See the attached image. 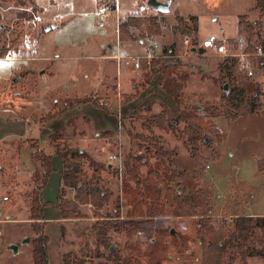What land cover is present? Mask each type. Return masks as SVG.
<instances>
[{
  "label": "rangeland",
  "instance_id": "1",
  "mask_svg": "<svg viewBox=\"0 0 264 264\" xmlns=\"http://www.w3.org/2000/svg\"><path fill=\"white\" fill-rule=\"evenodd\" d=\"M32 2L41 11L31 20L18 18L22 9L12 1L0 2V118L6 121L0 123V192L7 191L10 196L8 202L0 203V264H33L32 241L36 234L32 224L48 238V264H64L67 254H71V259L81 258L84 264H116L115 257H129L127 237L124 232L111 230L108 247L97 246L91 230L96 219L90 204L81 207L84 219L54 222L29 219L32 189L36 186L34 173L40 168L31 159L30 145L55 160L57 149L77 148L96 164L104 165V169L95 171L86 161L79 164L84 179L109 194V201L100 212L113 216L117 210L115 216L123 220L131 208L126 205L122 190L125 170L112 167L113 171H108L101 152L106 149L120 152L123 161L128 155L144 157L142 143L132 140L130 134L153 136L167 150L175 151L171 168L191 173L194 163L180 133L183 125H175L173 131L157 128L154 116L163 112L171 122L178 113L173 100L158 86L155 75L145 85L140 69L139 76L121 80L119 91L105 93L99 89L100 65L94 58H86L97 54V42L105 38L95 22L98 13L94 0ZM147 2L120 0L122 9L131 10L139 4L147 7ZM176 8L184 15L191 12L197 17L200 39L210 35L222 40L237 36V16L246 15L254 25V43L264 42V14H259L256 0H173V9ZM24 10L30 12L31 5ZM162 21L167 40H162L157 56L174 46L175 37L171 38L170 30L171 23L175 24L173 14L164 15ZM176 39L182 41V37ZM179 51L176 47L175 53L180 57L170 55L168 60L178 65L179 75H185L180 108L198 106L199 113L209 116L223 140L219 142L215 133L208 132L212 143L199 146L200 154L211 160L201 181L209 186L210 203L201 194V186L194 187L195 180L190 175L178 187L171 186L172 197L168 202L162 198L158 204L169 215L165 218L167 227L188 238V243L178 250L171 245V236H167V259L162 264H202L199 221L207 219L213 227H222L228 234L235 218L243 215L256 218L254 236L246 243L245 263L228 250L225 264H264L257 255L264 249V171L259 170V162H264V68L249 79L237 73L233 63L205 51L203 54L198 50L195 54ZM10 54L14 55L11 61L7 59ZM54 56L69 58L53 62L51 76L49 66L44 68V64L51 65L45 58ZM112 74L118 75L116 69ZM13 79L16 81L12 82ZM225 85L227 92L235 87L245 98L254 97L250 115L233 122L226 120L230 113L221 101ZM84 98L104 105L106 111L90 103L75 105ZM69 104L75 107L57 114ZM214 108L221 114L219 117H214ZM54 114L56 117L47 118ZM56 133L58 136L53 135ZM149 160L150 164L154 162ZM54 165L41 192L42 200L48 204V217L56 215L60 188L57 161ZM141 172L145 175L147 168L143 167ZM65 194L69 199L74 196L70 189H65ZM192 208L198 212L194 214ZM26 238L29 242L22 244ZM132 238L133 242H140L142 251L146 249L147 241L141 235ZM10 245H18L17 254L8 249ZM133 260L134 264H147L144 257L134 256Z\"/></svg>",
  "mask_w": 264,
  "mask_h": 264
},
{
  "label": "trees",
  "instance_id": "2",
  "mask_svg": "<svg viewBox=\"0 0 264 264\" xmlns=\"http://www.w3.org/2000/svg\"><path fill=\"white\" fill-rule=\"evenodd\" d=\"M9 1H12L14 5L22 9L17 14V17L23 20H31L37 12L41 11L32 0H0V2ZM29 5H31V11L27 12L24 9H27ZM256 6L262 16L264 14V0H256ZM173 16L175 24L171 27V31L191 39L192 46L197 47L198 42L194 37L197 33V18L191 16L186 21L178 11H174ZM163 18L164 14L162 13H157L156 15L132 13L126 17L125 23L119 25L118 39L120 42H130L159 36ZM133 30L136 35L132 32ZM254 36V25L247 20L246 15H239L237 17V36L228 40V42L235 43L240 38L250 41ZM36 39H38V36H36ZM3 55L4 53H2ZM169 55L171 54L164 49L161 55L154 56L149 63L145 59H140V69L145 79V85L150 84L155 75L160 89L175 104V111L178 114L171 122L167 121L163 112L154 116V121L160 131H173L175 125H183L180 133L185 137V144L194 163V169L191 173L183 170L175 171L171 168L170 162L175 156V151L167 150L158 138L143 135L133 136L130 134L132 140L136 139L142 143L146 156L128 155L124 160L126 178L123 180L122 190L126 198V205L131 208L126 212L127 218L119 220L117 219L119 216H115L117 210L113 216L100 212L108 203L109 194L95 187L90 181L85 180L84 172L79 164L86 161L95 171L104 169L105 166L96 164L87 153L81 152L77 148H62L55 151L56 156L60 160L58 174L61 185L58 190L56 205L60 219H84L86 216L81 212V207L87 204L94 207L93 217L96 221L92 224L91 230L94 232L97 246L104 245L108 247L107 236L111 230L124 232L127 237L125 246L131 251L129 257H115L114 262L116 264H134V256L146 258L147 264H162L167 259L168 244L165 240L167 236H171V245L178 250L181 246H185L188 243L186 236L170 232L165 219L169 215L165 212L163 205H158L162 198L164 202H168L171 199V186L178 187L191 175L195 180L194 187L201 186V189H199L201 194L206 199V202H211L209 186L201 182L205 168L211 160L200 154L199 146L212 143L207 137L208 132L215 133L219 142L223 140V137L209 116L199 113L198 106L180 108L183 96L182 80L185 79V75L178 74V65L168 60ZM263 68L264 66H261V69ZM240 80H243V78H240ZM131 98L129 97V99ZM253 100L254 97L245 98L241 90L235 87L224 93L221 101L230 113L226 120L233 122L240 117L250 115L253 111ZM88 103L97 108L106 109L104 105H97L89 98L78 100L75 105ZM75 105L69 104L67 108L58 111L57 114H63L68 108L71 109ZM214 109V117H219L221 114L216 108ZM55 115L47 118L51 119L56 117ZM53 135L58 136V133ZM30 149L32 151L31 159L39 164L40 168L34 173L36 186L32 189L29 219L31 221H39L44 219V209L48 205L47 202L42 200L41 192L53 172L52 156L45 154L43 150L37 149L32 144ZM149 159H154V162L150 164ZM259 165V170L264 171V162H259ZM143 167L147 168L145 175L141 172ZM106 169L113 171L109 165L106 166ZM130 183H133V185ZM65 189L73 191V198H67ZM192 209L194 214L198 212L196 208ZM255 220V217L248 215L236 217L233 228L228 234L225 233L222 227H213L207 219L200 220L198 232L202 240V264H225L224 257L228 250L231 253L238 254L243 263H245L247 257L246 243L248 238L254 236ZM32 228L36 234V238L32 241L33 264H48V238L37 225L32 224ZM138 234L147 241V247L144 251L139 247L140 242L135 243L132 241V237ZM257 255L264 261V249L260 250ZM64 264H84V262L81 258L71 259V254H67L64 256Z\"/></svg>",
  "mask_w": 264,
  "mask_h": 264
},
{
  "label": "crops",
  "instance_id": "3",
  "mask_svg": "<svg viewBox=\"0 0 264 264\" xmlns=\"http://www.w3.org/2000/svg\"><path fill=\"white\" fill-rule=\"evenodd\" d=\"M94 1H95V6L97 8L98 7L97 0H94ZM158 1H161V2L162 1H170V11H169V13L164 14V15L173 14L174 11H178L180 13V15L186 21H188L187 20L188 16H195L191 12L184 15L180 12L179 9H177V8L173 9V0H158ZM116 3L118 6V9H119L117 15L114 12L110 13L109 15H103V16H100L98 14L97 20L95 22L97 23V27L99 28V30L104 32L105 38L97 42V54L92 55V56H86V58H94L95 61L99 63L100 66L98 68H99V72H100V77H99V83L98 84H99V89H103L105 93L119 91V90H121V83H120L121 80L123 81L124 79L130 77L131 75L139 76L140 71H136L133 67L134 59L139 58V57L141 58V57L145 56L146 54H148L149 52H151L153 54V56H157V54L159 53L158 49H161L160 44L162 43V40H164V41L167 40V39H165V37L167 38V36H165V32L163 31V30H165V28L161 25L162 26L161 34L157 37L148 38V39H144V40L130 41V42H120L118 39V27L116 26V23H115L116 17L118 16L120 19H122V18L128 16L131 12H136L138 7L136 9H132V10L131 9H122L121 4H120V0H116ZM254 4H255V2H254ZM140 5H143V4H139L138 6H140ZM150 14L156 15L157 12L154 10L150 11V9H149L148 12H146V15H150ZM100 18H103V19L105 18V20L100 21ZM171 24L172 25L170 26V30H171V27L174 25L173 23H171ZM56 28H57V26L54 29H56ZM132 32H134V35H136V32L134 30ZM197 33H198V29H197ZM197 33H196V38H197V40H198L197 42L199 44L203 39H200L198 37ZM173 36L175 37V39L182 37V41H180L178 39H176V40L174 39V46L172 48H170L171 50H168V53L171 54V57H180L181 55L175 53L176 47H178V50H180L179 52H184L185 48H184L183 42H184V40H188V38L181 36L179 34H175L171 31V38H173ZM234 38H236V36L233 38H230V39H226L225 41H228V40H231ZM104 49H105V51H104ZM197 50L201 54L204 53L203 50H200L198 48H197ZM181 54H183V53H181ZM191 54H193V53H191ZM68 58L69 57H58V56L46 57L45 61L50 62L51 65L44 64V66L46 65L44 68L49 66L50 71L48 73H49V75L52 76L54 73L51 71V68L54 65L53 62H55V61L60 62V60L68 59ZM114 69H116V71L118 72V75L115 77H113V74H112ZM66 86H67V84H66ZM5 122H6L5 120H2L0 118L1 124H5ZM54 158L55 157H52L53 171L55 169L54 168L55 167L54 161H57V164H58L57 168L59 171L60 160H59V158L56 160ZM52 175H54V174H52ZM58 184L60 187V177L58 179ZM46 208L44 209V214H43L44 220H46L48 222L49 221L54 222V221H58L60 219V215H59L58 210H57L56 215L54 217H48L46 215Z\"/></svg>",
  "mask_w": 264,
  "mask_h": 264
},
{
  "label": "built area",
  "instance_id": "4",
  "mask_svg": "<svg viewBox=\"0 0 264 264\" xmlns=\"http://www.w3.org/2000/svg\"><path fill=\"white\" fill-rule=\"evenodd\" d=\"M97 3V13L100 16L109 15L113 12L117 15L119 9L116 0H97ZM148 10V7L140 5L135 13L143 15L146 14ZM123 21L117 16L115 19L116 26L119 27L120 24L125 23L126 18ZM183 45L185 48L184 53L190 52V49L193 47L189 40H184ZM196 48L210 53L212 56L220 58L224 62L233 63L237 73H242L244 77L249 79H253L261 69V66H264V42L257 44L254 43L253 39L247 41L240 38L237 39L235 43H231L219 39L214 35H210L204 38ZM153 57V54L149 52L141 58H135L133 64L134 69L136 71H141L139 63L140 59H145L147 60V63H149ZM12 58H14V55L12 54L7 56L9 61L13 60ZM101 153L110 167H115L118 171L122 170L124 167V161L122 160L120 152H112L106 149ZM9 198L10 196L7 191L0 192V203L8 202Z\"/></svg>",
  "mask_w": 264,
  "mask_h": 264
},
{
  "label": "water",
  "instance_id": "5",
  "mask_svg": "<svg viewBox=\"0 0 264 264\" xmlns=\"http://www.w3.org/2000/svg\"><path fill=\"white\" fill-rule=\"evenodd\" d=\"M147 7L149 9H152V10L156 11L157 13L167 14L170 11V1L161 2V1H158V0H148ZM49 29L50 28H46L45 31L47 32V31H49ZM190 52L193 53V54L197 53V48L193 47L190 50ZM14 81H16V80L13 79L12 82H14ZM223 89H224L225 93H227V85H225ZM81 152H82V150H81ZM170 232L173 233L174 229H171ZM28 242H29V239L26 238V239H24L22 241V244H26ZM8 249L14 255L18 253V245H10V246H8Z\"/></svg>",
  "mask_w": 264,
  "mask_h": 264
}]
</instances>
